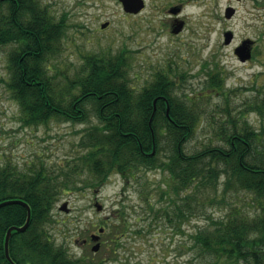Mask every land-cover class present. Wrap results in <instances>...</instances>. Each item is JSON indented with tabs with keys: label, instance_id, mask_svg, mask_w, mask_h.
<instances>
[{
	"label": "trees",
	"instance_id": "16d2710c",
	"mask_svg": "<svg viewBox=\"0 0 264 264\" xmlns=\"http://www.w3.org/2000/svg\"><path fill=\"white\" fill-rule=\"evenodd\" d=\"M50 7L42 0H0V46H12L6 54V86L20 105L24 126L54 119L86 122L91 117L96 123L83 134L82 153L58 171L44 163L24 169L10 162L0 165V201L22 198L31 208L27 229L14 230L10 237L14 263L104 264L103 256L72 254L45 230L59 194L65 188L103 186L113 172L136 178L143 169H160L169 174L160 192L164 205L157 207L141 184L139 194L149 216L178 222L179 229L192 217L206 214L208 221L190 233L192 254L200 264H264V97L258 93L245 108L232 110L230 90L217 63L198 93L178 94L171 68L157 70L151 81L136 89L130 65L120 53L88 55L64 80L48 62L62 51L68 24L65 14L57 17ZM215 93L223 94L225 102L211 109ZM248 111L263 118L259 127L248 119ZM205 121L212 138L200 149L186 150ZM79 173L89 178L78 179ZM211 208L226 210L215 217L207 214ZM120 216L124 221L126 215ZM26 219L22 204L0 207V264H13L4 253L6 231ZM107 223L103 225L110 226ZM118 246L120 242L111 248Z\"/></svg>",
	"mask_w": 264,
	"mask_h": 264
},
{
	"label": "rangeland",
	"instance_id": "374dc122",
	"mask_svg": "<svg viewBox=\"0 0 264 264\" xmlns=\"http://www.w3.org/2000/svg\"><path fill=\"white\" fill-rule=\"evenodd\" d=\"M42 1L51 6L57 17L66 15L68 29L63 49L48 62L54 72L63 73L64 80L82 67L88 55L120 53L130 65V79L136 89L151 81L157 70L171 68L178 94L198 93L205 86V76L217 63L222 68L225 88L230 90L232 110L245 108L258 93L264 97V0H206L203 4L199 0L194 6L185 5L188 0H145V8L138 14L125 12L120 0ZM173 6L180 9L172 12ZM228 6L236 9L231 18L225 16ZM177 19L184 24L174 32L173 23ZM105 21L109 24L102 28ZM226 30L234 32L229 45L224 43ZM245 38L256 43L253 57L247 62L234 55V48ZM11 48V45L0 46V165L10 162L24 169L44 163L58 171L68 159L82 153L84 149L79 143L96 118L78 123L54 119L47 124L24 126L19 117L20 105L6 86L10 78L6 54ZM223 96L212 95L210 108L224 104ZM247 116L259 127L263 119L259 114L248 111ZM206 122L189 139L186 150L200 149L212 138V129ZM159 156L167 159L163 153ZM168 175L160 169H143L136 178L113 172L105 185L98 188H65L45 230L57 244L68 246L72 254L91 255V247L81 245L82 238L90 237L108 222L102 248L94 255L103 256L104 264H200L192 254L190 233L208 221L206 214L192 217L179 229L178 222L171 224L164 217L154 220L149 216L147 204L139 194L141 184L157 207L164 205L160 192L166 187ZM75 177L88 179L89 175L79 173ZM95 196L104 205L101 211L94 206ZM64 203L68 211L60 209ZM225 210L211 208L207 214L217 217ZM121 214L126 215L124 221L120 220ZM138 229L143 232L137 233ZM115 231L120 236V246L113 251L110 238Z\"/></svg>",
	"mask_w": 264,
	"mask_h": 264
},
{
	"label": "water",
	"instance_id": "95a60500",
	"mask_svg": "<svg viewBox=\"0 0 264 264\" xmlns=\"http://www.w3.org/2000/svg\"><path fill=\"white\" fill-rule=\"evenodd\" d=\"M121 2L123 4L125 11H127V12L137 13L143 8V6H145L144 0H121ZM172 10L174 11L175 8H172ZM234 12H235L234 7H232V6L227 7L226 12H225L226 17L231 18L233 16ZM107 25H108V22H105L102 24L103 27H106ZM182 25H183V23L181 21L178 22V24L174 27V31H179L180 28H182ZM223 34H224L225 44H230L233 40V37H234L232 30H227ZM253 43H254L253 40L250 38L244 39L242 41V43H240V45L235 47V49H234V52L236 53L235 55H237L241 61H246V60L250 59L252 57L251 53H252V44ZM154 109H156V100L155 99H154ZM168 109H169V106H168ZM168 109H166L167 115H169ZM154 152H155V148L153 149L152 153H154ZM12 203H19V204H22V206L24 205L27 208V219L25 220L26 221L25 224L22 226H12L8 229V231H6L7 235H6V239L4 242L5 243L6 257L10 261H12L13 264H16L11 259L10 253H8L9 252L10 237H11V234L14 230L15 231H24L27 229V227L30 224L29 220H31V208L25 200H22L20 198H13L12 200L11 199L2 200V201H0V207L5 206L7 204H12ZM102 206H103V204H101L100 202L96 203L97 210H102V208H103ZM60 209H63V210L65 209V211H68L69 209L67 207V203H64ZM103 232H104V227H99V233H93L92 234V239L94 241H97V243L93 246V248H91L95 252L99 251L101 248L100 237H101V234Z\"/></svg>",
	"mask_w": 264,
	"mask_h": 264
},
{
	"label": "flooded vegetation",
	"instance_id": "af4514ba",
	"mask_svg": "<svg viewBox=\"0 0 264 264\" xmlns=\"http://www.w3.org/2000/svg\"><path fill=\"white\" fill-rule=\"evenodd\" d=\"M180 9V7H177V9L174 11V12H177L178 10ZM177 21V20H176ZM255 48H256V43H254L253 44V51L255 50ZM10 51V50H9ZM8 53V52H7ZM93 200H94V203L96 202V201H98L99 200V197L98 196H95L94 198H93ZM121 220V219H120ZM111 223H113L112 225V227H116V224L114 223V222H112V221H110ZM115 235H113L111 238H110V245H112V246H115L117 243H119L120 242V236L118 235V234H116V231H115V233H114ZM83 240H82V242H81V245L83 246V247H93V245H94V241L91 239V236L90 237H85V238H82ZM90 248V249H91ZM96 253H92L91 255H89V256H92V257H94V255H95Z\"/></svg>",
	"mask_w": 264,
	"mask_h": 264
},
{
	"label": "bare ground",
	"instance_id": "6f19581e",
	"mask_svg": "<svg viewBox=\"0 0 264 264\" xmlns=\"http://www.w3.org/2000/svg\"><path fill=\"white\" fill-rule=\"evenodd\" d=\"M199 0H188V1H186V3H185V5H189V6H194V5H196L197 4V2H198ZM205 1L206 0H200V4H203V3H205ZM8 259V258H7ZM11 259H12V257H11ZM9 260V259H8ZM13 260V259H12ZM10 261V260H9ZM12 262V261H11Z\"/></svg>",
	"mask_w": 264,
	"mask_h": 264
}]
</instances>
